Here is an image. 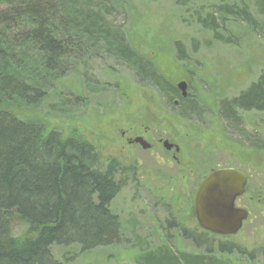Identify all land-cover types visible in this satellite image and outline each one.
Wrapping results in <instances>:
<instances>
[{"label":"rangeland","instance_id":"374dc122","mask_svg":"<svg viewBox=\"0 0 264 264\" xmlns=\"http://www.w3.org/2000/svg\"><path fill=\"white\" fill-rule=\"evenodd\" d=\"M240 1L257 16L253 0H193L192 8ZM90 3L94 7L99 0ZM105 3L113 28L126 30L130 43L171 83L177 86L187 81L197 107L185 113L144 83L132 68L89 44L81 50L74 72L56 83L45 103L17 111L43 120L48 130L65 138L92 144L103 169H121L116 177L124 187L111 210L122 224L123 241L82 254L75 249V260L67 264H141L143 253L161 252L162 247L175 254H206V247L198 248L185 237L204 233L194 209L197 189L211 169L227 164H241L247 170L255 167L249 171L253 184L242 201L251 217L238 234L216 237L210 244L212 252L228 264H264V152L249 151L242 139L228 140L221 121L225 118L223 102H230L264 75V34L251 33L244 23H229L228 33L239 44L226 45L196 26L175 0ZM258 20L264 24V17ZM178 43L188 61L186 74L177 61ZM239 119L245 135L253 134L257 144L264 146V113H242ZM132 125L151 130L152 150L130 148L121 140V131ZM161 137L179 146V162L175 152L158 144ZM220 244H229L231 253L217 255ZM238 248L251 260L237 257ZM65 251L55 249L58 261Z\"/></svg>","mask_w":264,"mask_h":264},{"label":"trees","instance_id":"16d2710c","mask_svg":"<svg viewBox=\"0 0 264 264\" xmlns=\"http://www.w3.org/2000/svg\"><path fill=\"white\" fill-rule=\"evenodd\" d=\"M175 3L217 42L238 46L228 33L229 23H244L251 33L264 34L258 20L264 17V0H253L258 17L242 1L196 10L193 0ZM109 8L105 0L94 7L90 0H0V264H67L75 260V249L82 254L124 239L120 219L111 210L124 187L116 177L121 169H103L92 144L65 138L48 130L43 120L17 114L45 103L56 83L74 72L81 50L89 44L103 48L168 102L181 99L185 113L197 107L136 50L126 30L113 28L106 16ZM177 47L186 74L188 61L183 46ZM222 109L224 117L237 120L242 113L264 112V75L223 102ZM203 232L185 238L206 247V254H175L162 247L161 252L143 253L141 264H228L210 245L223 236ZM227 245L220 244L217 255L231 253ZM61 248L68 251L58 261L55 249ZM235 253L251 260L239 248Z\"/></svg>","mask_w":264,"mask_h":264},{"label":"water","instance_id":"95a60500","mask_svg":"<svg viewBox=\"0 0 264 264\" xmlns=\"http://www.w3.org/2000/svg\"><path fill=\"white\" fill-rule=\"evenodd\" d=\"M177 89L184 98L189 94V84L181 81ZM144 150L151 145L143 138L136 140ZM165 148L173 145L165 142ZM179 151V148H177ZM246 176L234 169H220L209 175L200 185L194 201L199 226L214 235L230 237L238 234L249 219V212L236 207V200L246 192Z\"/></svg>","mask_w":264,"mask_h":264},{"label":"flooded vegetation","instance_id":"af4514ba","mask_svg":"<svg viewBox=\"0 0 264 264\" xmlns=\"http://www.w3.org/2000/svg\"><path fill=\"white\" fill-rule=\"evenodd\" d=\"M181 94V93H180ZM181 98L182 99H191V96H190V86H189V94L187 96V98H184L181 94ZM180 102H181V99H176L175 100V105L180 107ZM250 112H254V111H249V112H246V113H250ZM261 113H264V112H261ZM221 121L223 122V126H224V133L226 134L227 136V139L228 140H231V139H236L239 138V139H242V141L245 143L246 145V148L249 150V151H252L253 153H260V152H264V146L263 145H259L257 144V142L254 140L253 138V134L251 135L250 133L247 132L248 135H245V133L243 132L242 128L244 127V124L243 122L237 118H229V117H225L224 119H221ZM142 126H130L129 128H125L121 131V140H124L126 142V146L127 147H130V148H142L143 147L141 146L140 143H137L136 140L139 139V138H143L146 142H148L150 145H151V148L148 149V150H145V151H150L153 149L154 145L155 144H151L148 140L149 138V135H150V131L151 130H148L147 128H143L141 129ZM231 138V139H230ZM252 139L255 141H252ZM166 141H169V143L171 145H173V148L171 150H168L169 153H172V152H175V156H174V159L178 161V157L177 155L180 153V148L179 146L168 140V139H164V138H159L158 139V144H162L164 147H165V142ZM179 148V151L178 149ZM144 150V149H143ZM255 167H250L247 169H245L244 166H242L241 164L240 165H232V164H227L225 165L224 167H217V168H213L211 169V171L203 178V180L201 181V183L209 176L211 175L213 172L217 171V170H220V169H234V170H237L241 173H243L246 178H247V184H246V192L243 196L239 197L237 200H236V207L237 208H240V209H245L249 212V218L251 217V211L250 209L246 206L247 204H243L242 201L245 197H247L248 193H249V189L250 187L252 186V175H250V170L254 169ZM201 183L199 184L198 186V189L201 185ZM197 189V191H198ZM250 200L252 201V198H250ZM258 201H261V199L259 198ZM246 206V207H245ZM245 225V223H244Z\"/></svg>","mask_w":264,"mask_h":264}]
</instances>
